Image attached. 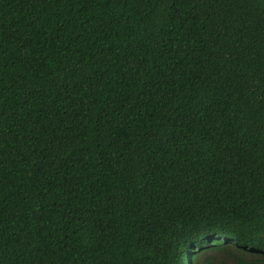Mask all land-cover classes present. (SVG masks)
<instances>
[{"label": "trees", "instance_id": "1", "mask_svg": "<svg viewBox=\"0 0 264 264\" xmlns=\"http://www.w3.org/2000/svg\"><path fill=\"white\" fill-rule=\"evenodd\" d=\"M216 255L264 264V0H0V264Z\"/></svg>", "mask_w": 264, "mask_h": 264}, {"label": "rangeland", "instance_id": "2", "mask_svg": "<svg viewBox=\"0 0 264 264\" xmlns=\"http://www.w3.org/2000/svg\"><path fill=\"white\" fill-rule=\"evenodd\" d=\"M216 258H217V262H219V263L232 264V261L226 255H216ZM246 258L250 259V257H248V256H246ZM251 259H254V257H251Z\"/></svg>", "mask_w": 264, "mask_h": 264}]
</instances>
